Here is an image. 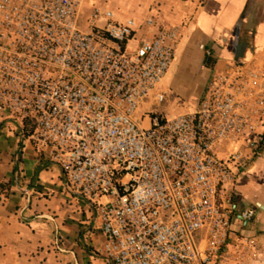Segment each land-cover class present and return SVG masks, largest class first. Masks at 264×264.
I'll list each match as a JSON object with an SVG mask.
<instances>
[{"label": "built area", "instance_id": "built-area-1", "mask_svg": "<svg viewBox=\"0 0 264 264\" xmlns=\"http://www.w3.org/2000/svg\"><path fill=\"white\" fill-rule=\"evenodd\" d=\"M179 40L151 10L0 0V117L94 211L108 264H238L237 244L256 256L241 236L255 211L236 210L234 186L264 150L263 69L215 71L200 46L198 99L157 111L178 99L165 80Z\"/></svg>", "mask_w": 264, "mask_h": 264}, {"label": "crops", "instance_id": "crops-1", "mask_svg": "<svg viewBox=\"0 0 264 264\" xmlns=\"http://www.w3.org/2000/svg\"><path fill=\"white\" fill-rule=\"evenodd\" d=\"M118 1L130 8L129 17L141 20L151 10L161 25L179 29L176 56L183 45L185 56L198 65L200 93L209 76L200 46L211 51L215 71L243 62L264 73V0ZM1 124L0 264H108L100 254L103 238L93 225L94 211L63 191L59 169L38 158L20 129L2 117ZM41 166L45 167L37 173ZM245 174L263 186V197L255 198L249 208V199L236 192V181V210L255 211L245 228L256 230L253 240L264 247V150ZM258 216L261 222L256 228Z\"/></svg>", "mask_w": 264, "mask_h": 264}, {"label": "rangeland", "instance_id": "rangeland-1", "mask_svg": "<svg viewBox=\"0 0 264 264\" xmlns=\"http://www.w3.org/2000/svg\"><path fill=\"white\" fill-rule=\"evenodd\" d=\"M83 1L85 4V9H87L88 6L90 5H95V6H106L111 10H113L116 14L122 16H127L128 14L131 13L130 8H126L122 1H118V0H83ZM185 55H186L185 49L184 46L182 45L181 51L178 52L176 56L177 61L171 70L170 79L165 82V86H167L168 88L170 86L172 94H174V96L177 97L178 99L174 100L172 98L166 100L160 103L159 105H157L155 107V110L157 111L167 110L168 105L170 106L173 104H177L179 110L186 108V110L188 111L192 108L193 104L198 99L200 94V87H201V84L198 83L196 78L198 65L191 62L192 60L190 56H187L188 57L187 58ZM247 176L248 175L245 174L238 178L236 192L238 193L240 198L243 199V196H245L244 198L249 199L250 201L248 202L249 208H253L256 202L255 198L257 199V197H261V196L263 197V186H260L257 183L253 182ZM241 186L245 187L242 188V191L240 190ZM256 220H257L256 228H258L261 222V218H259L258 216ZM253 234L254 236H257L258 232L256 230H253V228L251 227L244 228L241 232V236L243 239L245 238L253 239L254 237ZM231 249L232 251L243 250L242 256H240L241 258H239L241 261H239L238 264H253V262H257V264H264V247L259 243L256 244L255 257H251L250 254L248 253L246 254L245 251H247V248L242 245L237 244L233 246ZM232 259L234 260V257Z\"/></svg>", "mask_w": 264, "mask_h": 264}, {"label": "trees", "instance_id": "trees-1", "mask_svg": "<svg viewBox=\"0 0 264 264\" xmlns=\"http://www.w3.org/2000/svg\"><path fill=\"white\" fill-rule=\"evenodd\" d=\"M181 1H190V0H181ZM205 64H206L207 66H209V65L211 64V62L208 61V62H206ZM2 125H3V124H1L0 127H1ZM40 164H41V163H40ZM48 165H49V164H48ZM42 167H45V166H41V168L37 169V173H38V171H40V169H42Z\"/></svg>", "mask_w": 264, "mask_h": 264}]
</instances>
